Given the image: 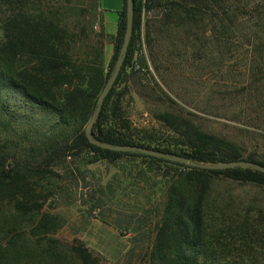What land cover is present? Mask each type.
<instances>
[{
  "label": "trees",
  "instance_id": "1",
  "mask_svg": "<svg viewBox=\"0 0 264 264\" xmlns=\"http://www.w3.org/2000/svg\"><path fill=\"white\" fill-rule=\"evenodd\" d=\"M133 1V31L126 56L92 125V137L112 145H140L174 153L197 162L245 159L264 165V154L206 132L177 113L155 114L172 132L166 139L156 131L135 128L123 106L125 81L147 68L142 44L150 47L154 40L150 28L156 27L164 38L170 35L173 42L192 35L196 40L195 30L208 19L216 22L219 38L226 37L239 16L238 10H256L264 6V0ZM0 4L8 12L0 27V93L14 91L31 106L56 117L47 132L31 145L13 149L3 147L6 144L0 146V264L99 263L82 243H64L53 237L61 225L56 216L39 215L44 199L43 189H39L42 180L57 177L54 167L75 164L83 154L90 155V163L141 158L151 171L171 165L170 183L146 264H235L227 259L229 249L223 241L245 238L251 222L238 220L229 210L210 202L209 192L217 179L264 187V173L244 166L201 169L165 157L109 150L90 143L85 135L84 128L122 45L125 0L116 32L110 38L102 24L100 30L93 29L95 17L87 18L84 10L77 12L82 18L78 16L69 25V8L64 0H0ZM259 21L262 24L263 20ZM253 38L264 40L261 36ZM105 41L112 46L108 62ZM262 52L264 45H257L254 55ZM263 72L264 64L255 68L256 75ZM3 103L0 94V106ZM169 173L162 170L163 176Z\"/></svg>",
  "mask_w": 264,
  "mask_h": 264
},
{
  "label": "rangeland",
  "instance_id": "2",
  "mask_svg": "<svg viewBox=\"0 0 264 264\" xmlns=\"http://www.w3.org/2000/svg\"><path fill=\"white\" fill-rule=\"evenodd\" d=\"M64 1L69 8V25L78 16L82 18L77 12L84 10L87 18L95 17V31L102 24L101 8L119 7L122 2ZM6 9L0 4V27ZM248 10L237 11L239 16L226 37L219 38L216 22L208 19L195 30L196 40L192 35L173 42L169 34L164 38L156 27L150 28L154 40L150 47L142 44L147 68L125 81L123 106L133 127L156 131L166 139L172 132L155 114L177 113L206 132L264 154V72L255 74V68L264 64V52L254 55L255 47L264 45V40L253 38H264V6ZM111 53L112 46L105 41L106 62ZM0 94L4 102L0 106L4 109L0 111V146L13 149L31 145L56 121L53 114L31 106L14 91L2 90ZM5 123L11 128H4ZM89 158L83 154L75 164L54 167L59 175L42 180L39 189H43L44 199L39 215L56 216L61 225L53 237L64 243H82L98 264H146L170 183L171 165L151 171L141 158L112 163H90ZM163 169L170 173L163 176ZM209 201L252 225L245 238L223 241L229 249L227 259L235 264H264V187L217 179ZM4 220L2 216L1 222Z\"/></svg>",
  "mask_w": 264,
  "mask_h": 264
},
{
  "label": "water",
  "instance_id": "3",
  "mask_svg": "<svg viewBox=\"0 0 264 264\" xmlns=\"http://www.w3.org/2000/svg\"><path fill=\"white\" fill-rule=\"evenodd\" d=\"M125 14H126L125 31L123 35L122 45L120 47L119 53L115 61L114 69L112 71V74L109 76L106 83L104 84L101 92L99 93L97 100H96V106L84 128V132H85V135L88 141L96 146H99L101 148H106L109 150L123 151V152H126V151L140 152V153L149 154L153 156L165 157V158H169L171 160L186 164L188 166L198 167L201 169H226V168H231L234 166H244V167L255 168L261 171L262 173H264V165L258 162H253V161H249L245 159L231 160V161L218 162V163L197 162L187 157L180 156L174 153L157 151V150L149 149L147 147H143L140 145H130V144L112 145V144H108L105 142H101L92 137V134H91L92 125L94 124V122L96 121L98 117V114L101 110V106L104 101V98L106 97L109 90L113 86L120 72L124 58L126 56V52H127L128 45H129L131 35H132V31H133V18H134V1L133 0H125Z\"/></svg>",
  "mask_w": 264,
  "mask_h": 264
},
{
  "label": "crops",
  "instance_id": "4",
  "mask_svg": "<svg viewBox=\"0 0 264 264\" xmlns=\"http://www.w3.org/2000/svg\"><path fill=\"white\" fill-rule=\"evenodd\" d=\"M122 7H123V0L122 2H120L119 7H113L111 9H108L109 7L101 8L103 12V18H102L103 30L106 36L109 38L113 36L116 32L117 20H118L119 12L122 10ZM106 10H109V12H107ZM107 44L111 46L108 41Z\"/></svg>",
  "mask_w": 264,
  "mask_h": 264
}]
</instances>
